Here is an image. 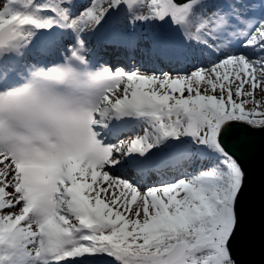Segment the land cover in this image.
Masks as SVG:
<instances>
[{"label":"snow or ice","instance_id":"6c2138e0","mask_svg":"<svg viewBox=\"0 0 264 264\" xmlns=\"http://www.w3.org/2000/svg\"><path fill=\"white\" fill-rule=\"evenodd\" d=\"M257 134L264 0H0V264H244Z\"/></svg>","mask_w":264,"mask_h":264},{"label":"water","instance_id":"95a60500","mask_svg":"<svg viewBox=\"0 0 264 264\" xmlns=\"http://www.w3.org/2000/svg\"><path fill=\"white\" fill-rule=\"evenodd\" d=\"M249 181L238 250L244 264H264V137L257 134L245 159Z\"/></svg>","mask_w":264,"mask_h":264},{"label":"rangeland","instance_id":"374dc122","mask_svg":"<svg viewBox=\"0 0 264 264\" xmlns=\"http://www.w3.org/2000/svg\"><path fill=\"white\" fill-rule=\"evenodd\" d=\"M125 33L126 35L124 37H113L111 40V42H107L106 44L102 45L101 47L97 48H94V44L93 42H90V47H92L94 49V55L96 57H99V52L105 50V49H111L113 47H116L118 46V44H120L119 48L120 49H123V51H126V52H132L136 47L137 49L143 51V50H146L147 49V45H146V33H144L140 28H137L136 30H132L130 28H125ZM114 39V40H113ZM118 39H120L121 41H119ZM130 39H133L132 41H134V46H129L128 43H126V41H130ZM140 41L141 43H138L137 41ZM125 45V46H124ZM128 45V46H126ZM144 53V51H143ZM124 57V67L128 68V69H131L134 65L137 66V67H141L143 68L144 70H154V71H159L161 70L160 68L161 67H168L170 70L169 71H174V67L172 65H166V64H163V63H160V64H149L147 61L148 59L146 60L144 57H143V60L144 61H141L142 63L139 62L140 58L142 56H139L138 55H135L133 54L132 56L130 55V57H128V60H126L125 58V55L122 56V58ZM134 57V59L132 58Z\"/></svg>","mask_w":264,"mask_h":264},{"label":"bare ground","instance_id":"6f19581e","mask_svg":"<svg viewBox=\"0 0 264 264\" xmlns=\"http://www.w3.org/2000/svg\"><path fill=\"white\" fill-rule=\"evenodd\" d=\"M119 41H121L120 39H118ZM131 41L133 39H130ZM130 42V41H128ZM138 43H141L139 40L137 41ZM120 44H118V46L116 47H113L111 49H105L101 52H99V57H102L104 60L106 61H110L113 65H116V64H120V65H123L124 66V57L122 58L123 55H125V59L128 60V57H130V55L132 56L133 54L135 55H138L139 56H142V51L137 49V47L130 53L126 52V51H123V49H120L119 48ZM134 59V57H132ZM140 63L141 60H139ZM162 71H169L170 69L168 67H161L160 68ZM159 70V71H161Z\"/></svg>","mask_w":264,"mask_h":264},{"label":"trees","instance_id":"16d2710c","mask_svg":"<svg viewBox=\"0 0 264 264\" xmlns=\"http://www.w3.org/2000/svg\"><path fill=\"white\" fill-rule=\"evenodd\" d=\"M149 45V44H148ZM150 46V45H149Z\"/></svg>","mask_w":264,"mask_h":264}]
</instances>
